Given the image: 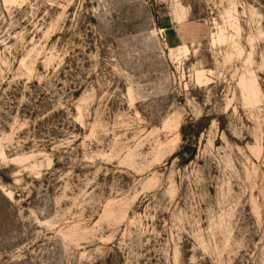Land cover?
I'll list each match as a JSON object with an SVG mask.
<instances>
[{"label": "rangeland", "instance_id": "obj_1", "mask_svg": "<svg viewBox=\"0 0 264 264\" xmlns=\"http://www.w3.org/2000/svg\"><path fill=\"white\" fill-rule=\"evenodd\" d=\"M0 264H264V0H0Z\"/></svg>", "mask_w": 264, "mask_h": 264}, {"label": "trees", "instance_id": "obj_2", "mask_svg": "<svg viewBox=\"0 0 264 264\" xmlns=\"http://www.w3.org/2000/svg\"><path fill=\"white\" fill-rule=\"evenodd\" d=\"M166 28H169V26H166ZM189 125H190V127H193L194 123H190ZM185 131H186V126H183L182 127V135H183V140L185 141L186 144L183 145L181 147V150L179 152H176L174 156L179 155L185 159V162L186 161L189 162V161L194 159L195 153L192 152L191 154H189L187 151L189 149H191V147H193V143H195L194 138H195V135H197V134L192 135L188 138Z\"/></svg>", "mask_w": 264, "mask_h": 264}]
</instances>
